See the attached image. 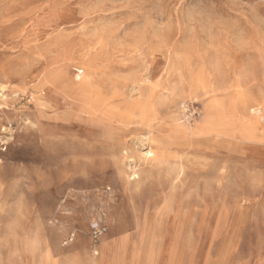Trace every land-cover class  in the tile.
Segmentation results:
<instances>
[{
    "label": "rangeland",
    "instance_id": "rangeland-1",
    "mask_svg": "<svg viewBox=\"0 0 264 264\" xmlns=\"http://www.w3.org/2000/svg\"><path fill=\"white\" fill-rule=\"evenodd\" d=\"M0 264H264V0H0Z\"/></svg>",
    "mask_w": 264,
    "mask_h": 264
},
{
    "label": "bare ground",
    "instance_id": "bare-ground-1",
    "mask_svg": "<svg viewBox=\"0 0 264 264\" xmlns=\"http://www.w3.org/2000/svg\"><path fill=\"white\" fill-rule=\"evenodd\" d=\"M57 29V28H56ZM56 31V30H55ZM103 31V30H102ZM59 33V32H58ZM62 36V35H61ZM61 42V40H60ZM18 59V58H17ZM132 90V89H131ZM134 91V90H132ZM108 99H105L103 97L95 96L93 99L92 104H90L89 106V111L93 114V115H97L98 113L102 114V118H104V120L106 121V123L109 124H113L114 121H118V122H132L134 120V116L135 113H133L131 116H133V118L131 117L130 120H123V116H121L119 114V116L117 114H113L112 110H113V106L112 107H108L109 105L107 104ZM107 107V110L104 111V109ZM175 113V112H174ZM148 113L146 111V108H144L143 106H140V110H139V117L137 118L138 122H144L146 121L145 119H147ZM114 118V119H113ZM177 118V117H176ZM163 130V129H162ZM144 136V135H143ZM145 137V136H144ZM143 139V138H142ZM153 140H155L152 137ZM139 140V139H138ZM162 147V146H160ZM137 158V157H136ZM140 163V162H139Z\"/></svg>",
    "mask_w": 264,
    "mask_h": 264
}]
</instances>
